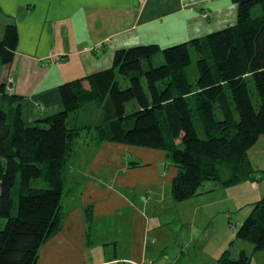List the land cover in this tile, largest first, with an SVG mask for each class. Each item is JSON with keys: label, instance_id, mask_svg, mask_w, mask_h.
<instances>
[{"label": "trees", "instance_id": "obj_1", "mask_svg": "<svg viewBox=\"0 0 264 264\" xmlns=\"http://www.w3.org/2000/svg\"><path fill=\"white\" fill-rule=\"evenodd\" d=\"M232 1L234 24L166 47L117 49L110 67L61 83V108L43 118H25L23 97L0 82V217L6 218L0 264L37 263L40 247L61 227L63 180L75 140L89 132L95 142L165 151L178 169L171 182L175 200L197 195L207 180L224 186L260 180L248 151L264 135V0ZM17 42L16 24L7 23L1 64L13 59ZM157 53L162 62L155 66ZM192 53L194 81L187 72ZM90 102L100 109L97 122L68 121ZM235 235L253 250L264 249V194ZM215 264H251L250 254L241 249L233 257L228 248Z\"/></svg>", "mask_w": 264, "mask_h": 264}, {"label": "crops", "instance_id": "obj_2", "mask_svg": "<svg viewBox=\"0 0 264 264\" xmlns=\"http://www.w3.org/2000/svg\"><path fill=\"white\" fill-rule=\"evenodd\" d=\"M236 14L232 0H0V37L7 23L18 29L0 82L23 97L25 118H43L61 108V83L110 67L117 49L170 46L232 25ZM84 107L100 111L95 102ZM94 140L91 132L75 140L61 227L42 244L36 264H215L228 248L233 257L245 249L251 264H264V249L253 250L229 226L231 212L246 209L240 224L264 194V135L248 151L262 171L259 181L225 187L207 180L183 200L172 198L178 169L165 151Z\"/></svg>", "mask_w": 264, "mask_h": 264}, {"label": "rangeland", "instance_id": "obj_3", "mask_svg": "<svg viewBox=\"0 0 264 264\" xmlns=\"http://www.w3.org/2000/svg\"><path fill=\"white\" fill-rule=\"evenodd\" d=\"M4 29V27H3ZM1 38V37H0ZM196 59H197V55L195 53H192V62L188 65L187 67V72H188V76H189V79L190 81H194L195 79V76L197 74V70H196ZM162 62V55L161 53H157L155 56H154V59H153V64L155 66L159 65L160 63ZM250 84L252 85L251 86V89H252V98L254 100L255 103H258L259 102V98H258V95L256 94V89L252 83V81L250 82ZM130 105H128V109H129ZM100 111H97L95 108H90V107H82L78 112L76 113H72L69 117H68V121L70 123H78V124H94L95 122H97L100 118ZM81 155L84 159H87L88 157H90V152L89 153H85V152H82L81 151ZM264 162V161H263ZM213 181H216V180H213ZM38 183V185L42 184L44 185L45 183L42 181V180H37L36 181ZM206 181L203 183L205 184ZM202 184L200 185V188H199V191L200 189L202 188ZM225 187H230V185L228 186H225ZM15 192V190H13ZM14 199H15V204H14V208H13V211L12 213L15 214V211H16V207H17V201H16V195L14 194ZM78 197V194H75V198ZM66 204V202H65ZM64 208H66V206L64 205ZM221 209L220 207H218V210ZM246 209H239V210H235L234 212H231L230 213V216H231V219H233V222L232 224H229L230 228L232 229L233 231V236H235V232L239 226V221L240 219H242L244 216V211ZM221 216L220 215H215L213 217L214 221L217 223V226L219 228V233L220 234H225V228L224 226L222 225V219L219 220ZM226 217V216H225ZM226 222H227V218H225ZM6 222V218H3V217H0V226H3ZM228 223H229V220H228ZM39 262L41 261V256L39 257ZM257 264V262H255ZM164 264V263H163Z\"/></svg>", "mask_w": 264, "mask_h": 264}]
</instances>
